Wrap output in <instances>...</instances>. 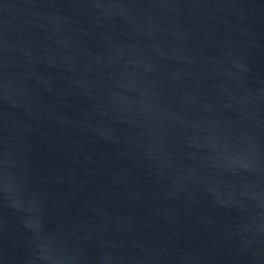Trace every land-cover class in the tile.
Segmentation results:
<instances>
[{"label": "water", "instance_id": "obj_1", "mask_svg": "<svg viewBox=\"0 0 264 264\" xmlns=\"http://www.w3.org/2000/svg\"><path fill=\"white\" fill-rule=\"evenodd\" d=\"M0 264H264V0H0Z\"/></svg>", "mask_w": 264, "mask_h": 264}]
</instances>
